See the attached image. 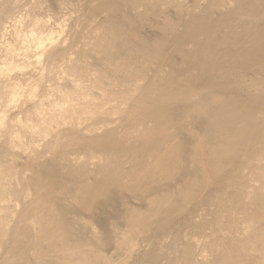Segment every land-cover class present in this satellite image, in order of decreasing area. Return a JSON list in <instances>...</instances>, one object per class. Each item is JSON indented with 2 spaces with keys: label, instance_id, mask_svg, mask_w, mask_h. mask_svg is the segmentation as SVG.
I'll return each instance as SVG.
<instances>
[{
  "label": "bare ground",
  "instance_id": "1",
  "mask_svg": "<svg viewBox=\"0 0 264 264\" xmlns=\"http://www.w3.org/2000/svg\"><path fill=\"white\" fill-rule=\"evenodd\" d=\"M0 264H264V0H0Z\"/></svg>",
  "mask_w": 264,
  "mask_h": 264
}]
</instances>
